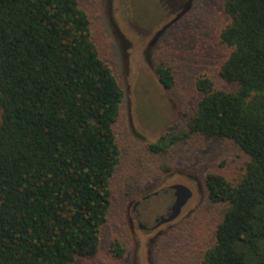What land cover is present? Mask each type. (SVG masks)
I'll return each instance as SVG.
<instances>
[{
    "label": "trees",
    "instance_id": "trees-1",
    "mask_svg": "<svg viewBox=\"0 0 264 264\" xmlns=\"http://www.w3.org/2000/svg\"><path fill=\"white\" fill-rule=\"evenodd\" d=\"M222 10L228 52L218 72L234 87L199 75L185 125L148 147L199 135L226 140L243 160L234 178L206 172L205 204L164 237L157 264H264V0H222ZM177 72L173 61L157 62L165 87ZM124 99L81 0H0V264L98 254L122 161ZM112 249L126 252L119 241Z\"/></svg>",
    "mask_w": 264,
    "mask_h": 264
},
{
    "label": "rangeland",
    "instance_id": "rangeland-1",
    "mask_svg": "<svg viewBox=\"0 0 264 264\" xmlns=\"http://www.w3.org/2000/svg\"><path fill=\"white\" fill-rule=\"evenodd\" d=\"M94 38L125 91L117 134L122 161L112 179V204L96 256L76 264H157L165 236L201 209L208 197L205 174L221 170L234 178L243 156L224 139L194 135L154 152L149 144L193 108L201 93L196 78L205 74L231 89L219 76L228 49L218 37L224 22L222 0H81ZM171 47L172 49L168 48ZM173 61L178 82L165 87L156 73L161 60ZM181 127V126H180ZM190 187L192 196L179 216L151 230L140 226L139 210L152 224L174 203L171 185ZM167 192L164 193V189ZM165 213V214H164ZM126 252L117 258L112 243Z\"/></svg>",
    "mask_w": 264,
    "mask_h": 264
},
{
    "label": "water",
    "instance_id": "water-1",
    "mask_svg": "<svg viewBox=\"0 0 264 264\" xmlns=\"http://www.w3.org/2000/svg\"><path fill=\"white\" fill-rule=\"evenodd\" d=\"M175 189V202L171 206V212L168 216L162 219V222H169L174 220L181 213L183 207L188 202L190 197L193 194V191L190 187L185 184L177 183L172 186Z\"/></svg>",
    "mask_w": 264,
    "mask_h": 264
},
{
    "label": "flooded vegetation",
    "instance_id": "flooded-vegetation-1",
    "mask_svg": "<svg viewBox=\"0 0 264 264\" xmlns=\"http://www.w3.org/2000/svg\"><path fill=\"white\" fill-rule=\"evenodd\" d=\"M173 185H174V184H173ZM173 185H171L170 188L173 189V191H174V199H176V196H175V189L172 188ZM167 191H168L167 188L164 189V193H166ZM174 202H175V200H174ZM172 205H173V204H172ZM169 210H170V208H168V209L166 210V212H165L166 214L164 213L166 216H168L169 213L171 212V211L169 212ZM143 211H144L143 209L138 211V212H139L138 214H139L140 218L146 222V223H143V222L140 221V226H141V227L146 228L147 226H149L148 223H147V222H149L151 225H153L152 227H149V228H151V230H154V229H157V228H159L160 226H162L164 223H166V222H162V219H163L164 217H166V216L163 217V215L161 214V215H159L158 218L155 219V223L152 224L151 219H147V218L145 217Z\"/></svg>",
    "mask_w": 264,
    "mask_h": 264
}]
</instances>
